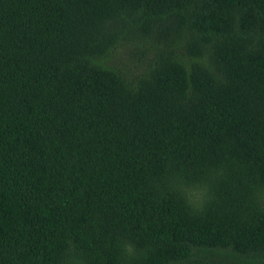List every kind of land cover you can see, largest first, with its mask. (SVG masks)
Returning a JSON list of instances; mask_svg holds the SVG:
<instances>
[{
    "label": "trees",
    "instance_id": "trees-1",
    "mask_svg": "<svg viewBox=\"0 0 264 264\" xmlns=\"http://www.w3.org/2000/svg\"><path fill=\"white\" fill-rule=\"evenodd\" d=\"M0 264H264V0H0Z\"/></svg>",
    "mask_w": 264,
    "mask_h": 264
},
{
    "label": "clouds",
    "instance_id": "clouds-1",
    "mask_svg": "<svg viewBox=\"0 0 264 264\" xmlns=\"http://www.w3.org/2000/svg\"><path fill=\"white\" fill-rule=\"evenodd\" d=\"M176 190L179 191L186 203L194 210H200L208 196V190L206 186H188L184 184L175 185ZM256 196H260L261 193H255ZM122 253L129 257L134 258L137 255V248L131 241H123L120 245Z\"/></svg>",
    "mask_w": 264,
    "mask_h": 264
}]
</instances>
